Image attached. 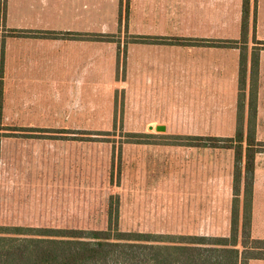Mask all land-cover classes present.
Returning a JSON list of instances; mask_svg holds the SVG:
<instances>
[{"label":"crops","instance_id":"1","mask_svg":"<svg viewBox=\"0 0 264 264\" xmlns=\"http://www.w3.org/2000/svg\"><path fill=\"white\" fill-rule=\"evenodd\" d=\"M5 16L14 25L10 31L0 32L2 119L26 130H42L41 137L30 136L26 139L32 141L23 142L39 138L53 149L71 146L64 142L83 143L78 136L90 131V118H115L125 101L145 109L167 100L169 86L183 87L179 101L192 103L193 129L182 133L233 138L241 126L247 137L250 87L257 62L254 148H264V0H8ZM100 25L101 30H94ZM62 34L73 36L63 38ZM89 34H117L122 40L82 38ZM126 37L132 41L125 43ZM163 39L175 44H163ZM242 39L246 42L241 47L216 45ZM242 59L245 96L240 125ZM184 87L188 97L180 95L185 93ZM159 125L156 119L146 123L151 130ZM45 133L73 136L52 137V142ZM48 156L62 159L56 151ZM200 168L201 164L192 177L198 183L197 193L195 185L192 193L193 223L200 221ZM208 196L215 214L217 195ZM225 202L229 227L232 192ZM208 221L217 222V214ZM251 235L264 241V152L259 150L255 154ZM248 264H264V259H252Z\"/></svg>","mask_w":264,"mask_h":264},{"label":"rangeland","instance_id":"2","mask_svg":"<svg viewBox=\"0 0 264 264\" xmlns=\"http://www.w3.org/2000/svg\"><path fill=\"white\" fill-rule=\"evenodd\" d=\"M7 2L0 0L1 33L10 31L9 27L14 25L5 21ZM94 30H101V25ZM95 36V40H122L117 34ZM124 40L125 43L132 41L129 37ZM244 40L236 41L235 47L243 46ZM253 41L256 43L255 38ZM182 89L169 86L167 100L148 104L145 109L125 101L123 111L119 110L115 118H90V131L78 136L85 139L83 143L64 142L71 145L66 149L49 148L44 144L47 142L39 138L23 142L32 141L26 139L30 136L41 137L42 134L30 135V129L2 119L0 99V225L104 230L110 222L115 224L118 217L119 228L124 231L185 237L230 236L231 219L227 227L224 198L228 199L232 192L233 204L235 150L230 148L228 139L231 137L182 133L193 129L192 103L178 98ZM184 90L180 95L188 97V89L184 87ZM107 96L108 92L105 99ZM118 97L123 104L124 94L120 92ZM153 119L165 126L166 131L158 132L156 126L148 129L146 123ZM128 130L144 132L136 133L140 135L135 137L132 136L135 133ZM72 133H45L43 136L55 142L52 137L70 139ZM176 136L219 137L225 141H213L220 146L218 148H203L189 146L196 142L176 140ZM26 143H34L35 147ZM204 150L212 153H204ZM255 150L264 152V148ZM54 151L61 160L49 159L48 153ZM200 164V221L193 223L192 193L194 185L197 193L198 183H194L192 177ZM213 192L217 195L215 214H212L214 208L209 207L212 197L208 194ZM216 214L217 222L210 224L209 217ZM239 249L243 251L241 246Z\"/></svg>","mask_w":264,"mask_h":264},{"label":"trees","instance_id":"3","mask_svg":"<svg viewBox=\"0 0 264 264\" xmlns=\"http://www.w3.org/2000/svg\"><path fill=\"white\" fill-rule=\"evenodd\" d=\"M246 22L244 21V25ZM59 36V35H58ZM71 34L61 37L71 38ZM82 38L95 40L97 36ZM150 39H141L150 42ZM163 44H175L163 39ZM231 44V45H230ZM222 47H235L233 43L217 42ZM3 53V52H2ZM0 62L2 57L0 56ZM250 87V116L247 137L241 130L229 138L235 150L234 201L231 210L230 236L205 237L162 235L124 231L109 223L104 230L54 229L0 225V264H248L252 259H264V241L251 235L252 204L255 170V119L257 109L258 64ZM245 84L243 59L241 62L238 124L242 122L241 109ZM42 132V130H30ZM140 134H132L137 136ZM156 138L155 135L143 134ZM88 138V137H87ZM176 140H193L196 147L218 148L213 141L219 137L176 136ZM85 140V139H82ZM89 141V139H86ZM176 142V141H175ZM209 142V143H207ZM244 143L247 144L245 149ZM243 185V186H242ZM110 213V220L113 218ZM239 246L243 248L241 252Z\"/></svg>","mask_w":264,"mask_h":264},{"label":"water","instance_id":"4","mask_svg":"<svg viewBox=\"0 0 264 264\" xmlns=\"http://www.w3.org/2000/svg\"><path fill=\"white\" fill-rule=\"evenodd\" d=\"M156 131L158 132H165L166 131V127L163 125H159L156 127Z\"/></svg>","mask_w":264,"mask_h":264}]
</instances>
